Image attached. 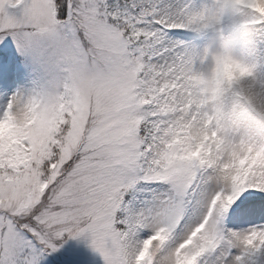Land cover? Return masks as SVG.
Returning a JSON list of instances; mask_svg holds the SVG:
<instances>
[{
	"label": "snow or ice",
	"instance_id": "obj_1",
	"mask_svg": "<svg viewBox=\"0 0 264 264\" xmlns=\"http://www.w3.org/2000/svg\"><path fill=\"white\" fill-rule=\"evenodd\" d=\"M262 48L264 0H0V264H264Z\"/></svg>",
	"mask_w": 264,
	"mask_h": 264
},
{
	"label": "rangeland",
	"instance_id": "obj_2",
	"mask_svg": "<svg viewBox=\"0 0 264 264\" xmlns=\"http://www.w3.org/2000/svg\"><path fill=\"white\" fill-rule=\"evenodd\" d=\"M261 51L264 52V48ZM61 255L72 258L73 264H104L102 257L93 251L90 240L85 237L68 240L61 250Z\"/></svg>",
	"mask_w": 264,
	"mask_h": 264
},
{
	"label": "clouds",
	"instance_id": "obj_3",
	"mask_svg": "<svg viewBox=\"0 0 264 264\" xmlns=\"http://www.w3.org/2000/svg\"><path fill=\"white\" fill-rule=\"evenodd\" d=\"M240 68L231 62L226 63V65L222 66L220 75L222 78H231L236 77L240 74ZM217 76V67H216V61L215 58L213 59L212 66L208 70V72L204 75L198 78L197 83H203V82H211L214 80ZM257 132L264 131V126L258 127L256 129Z\"/></svg>",
	"mask_w": 264,
	"mask_h": 264
}]
</instances>
